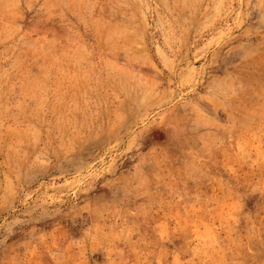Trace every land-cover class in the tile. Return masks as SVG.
<instances>
[{
	"label": "rangeland",
	"instance_id": "rangeland-1",
	"mask_svg": "<svg viewBox=\"0 0 264 264\" xmlns=\"http://www.w3.org/2000/svg\"><path fill=\"white\" fill-rule=\"evenodd\" d=\"M0 264H264V0H0Z\"/></svg>",
	"mask_w": 264,
	"mask_h": 264
}]
</instances>
